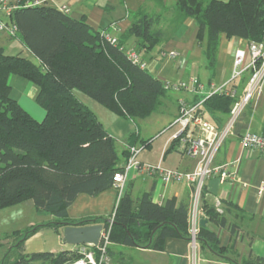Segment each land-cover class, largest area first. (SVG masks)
<instances>
[{"label": "trees", "instance_id": "obj_1", "mask_svg": "<svg viewBox=\"0 0 264 264\" xmlns=\"http://www.w3.org/2000/svg\"><path fill=\"white\" fill-rule=\"evenodd\" d=\"M31 1L19 0L20 7L11 19L17 27L14 38H19L38 62L7 55L0 48V210L30 200L38 212H47L55 220L29 227L13 246L18 256L11 259V248L0 264H64L79 257L78 251L69 249L24 253L26 240L42 227L62 234L67 225L103 223L105 230H110L111 243L156 250L163 248L168 237L188 240V204H178L175 198L156 203L146 192L135 205L128 187L112 222L100 217L78 221L68 217V207L79 194L96 195L113 187L115 172L123 169L118 165L117 140L74 91L132 120L150 117L170 90L146 67L129 58L125 42L135 37L138 54L152 50L166 33H176L192 19L198 26V42H204L208 67L213 68L223 34L249 43L264 40V0H178L166 32L160 26L169 11L167 2L153 0L159 10H141L116 44L104 39L86 18H74L47 4L27 6ZM13 74L37 86L36 101L46 111L42 121L11 97L9 79ZM235 101L225 94H213L203 106L228 113ZM131 138L128 145L139 143L135 132ZM140 143L148 147L150 141ZM225 204L243 212L234 204ZM203 206L209 221L229 224L215 205L204 199ZM230 227L236 234L237 225ZM14 233L21 235L19 230ZM199 240L218 255L226 254L215 232L206 226L201 227ZM243 264H264V258L250 253Z\"/></svg>", "mask_w": 264, "mask_h": 264}, {"label": "crops", "instance_id": "obj_2", "mask_svg": "<svg viewBox=\"0 0 264 264\" xmlns=\"http://www.w3.org/2000/svg\"><path fill=\"white\" fill-rule=\"evenodd\" d=\"M10 1L15 2L17 0ZM35 1L56 8L65 6L69 8L71 16L77 19L86 18L95 30L102 31L112 29L115 26L116 29L112 30V33L118 38L138 18L141 10L147 12L159 10L153 0V4L150 0ZM165 15L166 13L164 18ZM165 23L162 22L160 27L166 32L168 28ZM197 31V23L192 19H188L178 28L176 33L171 35L166 33L163 41L152 50L139 52L140 57L146 63V68L149 66L147 65V59H150L151 64L152 61H155V63L157 61L153 68L156 75H152L160 78L163 82L179 83L196 79L202 91L199 95H195L188 90L168 91L167 97L162 101H167V103L173 101V104L171 103L172 111L169 113V118L165 121L162 130H166V128L167 130H174L169 127L179 114L180 100L184 99L188 102L198 100L212 92L213 85L220 86L232 79L237 50L243 49L246 51L241 68L246 67L251 60L247 40L238 37L227 38L223 34L225 37L222 38L221 36L216 63L213 68H209L205 56L204 42H198ZM137 44V39L130 37L125 42L124 48L125 50H138ZM0 48L7 55L20 56L31 60L34 57L33 53L19 38L10 37L1 31ZM162 50L177 51L179 56L174 61L170 60L162 65L158 60L161 58L159 53ZM161 62L164 63V61ZM249 76L250 72L245 71L232 82V86L238 90L239 94L246 85ZM9 83L11 97L35 119L42 121L45 118L46 111L35 101L38 93L37 86L15 74L11 75ZM74 92L97 115L109 134L117 140V143L123 144V159L121 160L119 156L118 165L120 167H123L128 160L127 146L132 140L131 134L135 132L139 138L138 144H142L140 143L141 140L150 141L148 147L141 152V155L143 153L140 158L142 162H161L168 168H178L182 171H191L194 168L195 160L179 152L176 141L173 142L172 136L175 130L162 138L160 145L156 146L158 139L155 140L148 135L142 136L140 125L135 120L112 112L81 91L75 90ZM199 113L218 128L224 126L229 115V112L210 111L205 106H202ZM246 131L264 135V88L259 97L255 96L241 113L233 134L223 142L215 158V165H227L229 172L236 177L223 182L218 177H211L205 187V200L215 205L217 210L225 214L228 219L229 224L227 226L216 225L206 219V228L215 232L220 247L226 252L225 255H218L208 246L201 245L198 258L193 260L189 241L179 236H173L164 241L163 248L160 250L151 247L111 243L108 264H243L249 258L250 253L264 258V196L259 197L258 195V189L264 187V160L260 151L243 147L241 136ZM171 145H173V149L169 150ZM130 178L127 187L131 192L135 205L137 199L146 192L152 194L153 201L156 203H163L169 198H175L178 204H189L190 188L184 183L174 182L162 186L154 177L140 175L137 178L134 174L132 177L129 175ZM137 179L139 182L136 181ZM118 202V192L114 187L96 195L81 193L68 207V217L75 221L95 217L113 218ZM225 203L234 204L243 212L234 210ZM50 217L55 219L52 215ZM233 224L237 225L238 228L236 234L231 231L230 225ZM63 230H61L62 234L54 230L59 239L60 249H49V252L57 253L69 249L70 245L65 244L63 241ZM40 232L38 231L26 240L24 253L47 250L40 244L35 245L34 251L27 250L28 246L37 240Z\"/></svg>", "mask_w": 264, "mask_h": 264}, {"label": "built area", "instance_id": "obj_3", "mask_svg": "<svg viewBox=\"0 0 264 264\" xmlns=\"http://www.w3.org/2000/svg\"><path fill=\"white\" fill-rule=\"evenodd\" d=\"M39 4L38 1L26 2L27 6ZM20 7L19 0L11 2L10 0H0V31L7 33L10 37L16 36L17 27L11 19L13 11ZM65 12L70 13L69 8L63 6ZM114 28V29H113ZM112 29L102 30L101 35L112 44L118 42V37L112 33ZM127 55L134 63L145 68L146 63L142 60L138 52L134 49L126 50ZM248 52L251 56L250 62L246 67L241 68L246 51L239 49L235 53L234 73L229 82L220 86H214L212 92L193 102L187 100L179 101V114L172 122L169 128L175 130L173 139L177 143V149L184 156L193 158L195 166L191 171H182L178 168H168L161 162L150 163L142 162L139 159L141 152L146 148V144L128 145L129 157L121 171L115 172L113 176V187L118 192L119 199L124 195L128 181L129 173L132 169L141 175L157 178L162 186L179 182L184 183L190 188V201L188 204V235L189 245L193 255V260L198 258L201 248L199 235L202 227V220L207 219L206 210L203 206L205 199V187L209 178L218 177L220 181H226L229 178H235L228 169L227 165H215V158L223 142L233 134L236 123L251 100L262 93L264 88V40L260 42H250ZM164 60H174L178 58L179 52L174 50H162L159 53ZM245 71L250 72V76L242 92L232 86V82L238 79ZM168 90H188L195 95L202 93L196 79L190 82L171 83L165 82ZM213 94H225L236 101L231 107L228 119L224 126L218 128L213 123L207 121L200 113L205 99ZM241 143L244 148L249 150H258L261 152L264 160V135L252 131H246L241 136ZM239 180V179H235ZM259 197L264 196V187L258 189ZM110 230H104L99 245H78V258L70 259L64 264H108V249L111 244Z\"/></svg>", "mask_w": 264, "mask_h": 264}, {"label": "rangeland", "instance_id": "obj_4", "mask_svg": "<svg viewBox=\"0 0 264 264\" xmlns=\"http://www.w3.org/2000/svg\"><path fill=\"white\" fill-rule=\"evenodd\" d=\"M177 1L178 0H166L169 11L168 13H166L165 15L166 17L162 22L164 23L166 22L165 25H167V27L170 26V19L172 20V18L174 17L173 10L176 7ZM223 1H228V0H223ZM151 4H153L152 1ZM5 34L8 35L7 33ZM224 37L225 36L222 35V38ZM158 60L162 65L165 64V62L170 61V60L166 61L162 58H159ZM33 61L38 62L35 56L33 57ZM161 61H164V63H162ZM156 63L155 61H152L151 64L150 59H147V65H149L147 69L151 74L154 75H156V71L153 68ZM171 103L173 104V101ZM171 103H167V101H165L157 109V111L154 112L150 117H147L145 119L135 120V122L139 123L140 125L142 136L148 135V136H152L155 140L158 139L156 146L160 145L162 138H165L169 133L171 134L174 131L172 129L167 130V128L166 130L165 129L162 130L163 125H165V121L169 118V113L172 111ZM122 148H123V144L118 142L117 151L119 153L121 160L123 159ZM142 155L140 154L139 159L141 158ZM134 174L137 176V178H139L141 175L139 172L132 169L129 175L132 177ZM129 180H131V178ZM136 181L139 182L138 179ZM50 216L51 215L47 212H38L34 207L33 202L30 200L0 210V263L2 262V259L5 256V254L8 251H10L11 248H13V250L11 251V259H15L18 256L19 251L13 246L22 238L24 232L31 226L37 224H43L49 220H55ZM18 230L21 232V235L19 234L17 235L16 233H14L15 231ZM39 231L41 232L37 240L33 244L28 246L27 248L28 251H34V247L37 244H40L41 246L46 248L47 249L46 251L48 252L49 249H60L59 239L56 235V232L52 228L42 227ZM78 249L79 247L72 245H70L69 247V250L78 251Z\"/></svg>", "mask_w": 264, "mask_h": 264}, {"label": "water", "instance_id": "obj_5", "mask_svg": "<svg viewBox=\"0 0 264 264\" xmlns=\"http://www.w3.org/2000/svg\"><path fill=\"white\" fill-rule=\"evenodd\" d=\"M109 222L113 218L108 219ZM202 226H206L207 220L203 219ZM105 226L103 223H94L89 225H67L63 230V241L67 245H99Z\"/></svg>", "mask_w": 264, "mask_h": 264}]
</instances>
